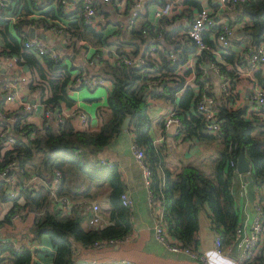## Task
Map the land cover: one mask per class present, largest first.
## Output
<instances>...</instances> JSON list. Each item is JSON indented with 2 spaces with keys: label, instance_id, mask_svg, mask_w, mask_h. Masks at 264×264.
<instances>
[{
  "label": "trees",
  "instance_id": "obj_1",
  "mask_svg": "<svg viewBox=\"0 0 264 264\" xmlns=\"http://www.w3.org/2000/svg\"><path fill=\"white\" fill-rule=\"evenodd\" d=\"M185 2L200 7L196 0ZM94 3L100 8L99 13H110L109 8L102 7L97 0ZM129 3L130 0L125 1L127 6ZM83 7L78 3L74 10L66 11L60 0H13V4L0 5V56L17 55L18 63L32 74L28 87L38 92L45 109L54 110L62 104L67 107L73 104L70 82L78 66L72 56L82 53L88 61L100 64L94 74L108 77L112 83L105 109L98 108L96 128L85 126L78 129L72 117H64L58 123L39 128L27 121L29 112L20 108L10 112L13 121L0 120L2 126L9 122V129L15 136V142L10 147L0 144V169L7 161L15 159L14 171L19 178L35 174L45 181L25 187L16 197H10L4 185L0 184V202L11 201L0 222H8L18 209L21 212L31 211L32 223L24 234L28 233L33 239L43 234L48 236L55 251L51 264H93L89 260H78L74 252L76 244L88 249L97 240H118L129 235L133 228L131 208L124 205L120 198L126 189L120 171L116 164L102 163L100 159L93 158L122 130L121 124L129 115L132 141L143 149L144 161L151 171L149 188L153 197L161 201L163 220L169 234L183 246L196 250L198 211L206 204L211 213L213 230L222 246L232 245L240 222V210L232 191V176L237 171L231 162L236 163L240 153L250 163L252 179L249 182L263 188L259 200L264 207V106L248 111L244 106L235 104L236 94L233 92L241 68L248 70L250 44L264 42V0H245L237 5V19L247 17L248 21L243 28L244 35L233 36L231 41L234 44L246 39L245 53H238L232 46L217 57L203 51L196 57L193 84L186 83L192 68L177 70L195 52L193 41L185 39L176 60L168 56L169 51L177 49L176 37L183 29L181 23L166 27L163 25L165 19L157 25L143 19L130 26L131 38L122 40L116 38L119 30L104 31L107 22L100 20L97 23L100 27L87 23ZM10 15L16 16V21L7 17ZM31 26L41 31L51 26L61 28L70 49L60 59L38 56L24 45ZM159 30L162 31L163 49L157 48L156 57H152L148 53V43ZM203 37L213 43L208 32L203 33ZM107 44L114 45L120 54L142 52L146 61L140 66L110 62L102 55V47ZM125 45L130 46L129 50L124 49ZM206 63L213 64L220 76L228 78L226 89L214 90L209 77L213 68L205 67ZM253 74L257 83L264 87V70L257 68ZM156 80L157 84H151ZM205 82L209 83L207 90ZM206 93L215 98L216 119L221 126L219 135L210 130L197 110V102ZM151 99L171 103L183 123L178 135L198 141L220 140L222 145L211 173L192 162L183 164L177 171L168 168L150 133ZM163 123L164 119V127ZM55 170L61 172L60 182L55 188L56 195L74 200L87 198L100 201L106 223L102 220L90 224V208L66 210L50 197L48 184ZM115 250L114 246H107L86 251L85 255L86 258L94 255L103 258L118 256ZM134 261L107 264H136ZM0 264L41 263L33 261L29 249L16 250L3 243L0 245Z\"/></svg>",
  "mask_w": 264,
  "mask_h": 264
},
{
  "label": "crops",
  "instance_id": "obj_2",
  "mask_svg": "<svg viewBox=\"0 0 264 264\" xmlns=\"http://www.w3.org/2000/svg\"><path fill=\"white\" fill-rule=\"evenodd\" d=\"M132 1V0H130ZM201 5L208 7H218L219 0H196ZM97 2L103 7L106 6L110 10L108 15L99 13L100 8L97 7V12L95 14V24L96 25L100 20L107 22L105 23L104 31L110 32L112 30H119L120 33L116 38H121L122 40H129L130 37V25L128 24V17L134 11V4L129 3L127 6L125 3L114 5L113 3H103L101 0ZM140 9L135 11V22H140L141 20H153V12L158 6V0H142L140 2ZM180 13L178 14V19L181 20L182 27L186 28L188 23L191 20L196 9H193L194 6L186 2H181L179 4ZM236 15V13H235ZM97 27H100L97 24ZM37 35L40 33H46L49 35L51 42L56 46L58 44L60 47H57L61 52L65 53L70 48L67 46L68 40L63 37L62 32L58 35L50 33L47 29L46 31H41L36 29ZM244 35V31L237 32L235 37L237 38ZM248 43L246 39H241L239 42L233 44V48L242 53L245 51V46ZM2 45L0 38V47ZM249 45V44H248ZM111 45H104L102 47V55L104 58H108L111 54L110 48ZM130 46L125 45L124 49L129 50ZM84 54H78L72 59L75 58L77 63L84 64L89 73H94L96 69L99 68L100 64L90 63L84 57ZM96 62V59H94ZM245 68H241L239 76L234 83L233 92L236 94L235 104L244 106L248 109H256L258 106L250 98V91L254 86L253 75L247 72ZM19 73H24L28 79H31V72L22 64L13 70L3 69L2 76H0V81L14 80ZM252 76H251V75ZM210 81L212 87L216 91L217 87L221 89L220 77L218 74L213 71L209 72ZM103 85H100L94 89H90L92 93L87 94L83 91L86 89L84 87L71 91V97L73 98V103L79 105L84 109L88 115L89 119L86 124L87 127L96 128L98 126V108L106 107V99L110 93L109 81ZM18 95L22 99H40L38 92L36 90H31L28 87V82L20 83L18 88ZM149 116L151 118L150 133L153 137L154 144L156 147L160 148V151L164 157L165 163L168 168L172 171H177L181 169L182 165L187 162H192L204 169L202 165H205L209 168V172H212V161H215V158L221 147L220 140L215 141H198L193 138H184L181 135H177L170 129H164L162 126V121L172 106L169 101L163 99H151L149 100ZM16 102H8L3 100V95L0 93V108L6 107L11 112L17 110L20 107ZM42 110V107H39L37 110L31 111L27 117V121L36 125L42 123V114H38L39 110ZM249 115V114H248ZM75 125L76 118L73 119ZM84 128V127H83ZM132 140L133 132L130 127L127 129H122L118 134H116L111 141L101 149L96 155H93V158L100 160H106L116 164L121 177L125 183L127 192L132 201L133 205L131 207V221H132V231L130 239L124 244H115L112 245L115 247V253L118 256H109V257H97L94 255L92 258H86V251H93V249H85L83 246L76 244L75 256L78 255L79 261H93L94 259L99 260L100 262L115 263L123 259L135 260L136 264H209L207 261L200 259L192 258L186 253L183 252H174L165 246L159 244L154 238L153 224L157 216L158 211L161 208V201L157 199L155 203H151L149 200V187L145 184L142 168L140 163L136 160L133 150H132ZM235 181L232 182V191L235 195L239 210H240V222L242 225H245L246 229L250 231L251 224L256 216V207L255 203L258 196L263 191V188L257 187L248 180L244 179L243 175L238 173L235 175ZM248 182V183H247ZM243 188L245 192L242 193ZM100 203V201H99ZM2 204L7 206L6 210L10 207L11 201L0 202V220L3 217ZM25 216L24 222H17L15 219L18 217ZM103 221L106 223L107 218L102 213ZM33 213L29 212H18L17 217L8 222H0V245L3 243L14 242L15 245L25 244L31 247L32 249V259L33 261L39 262L41 264H51L54 257V248L46 234L41 235L39 238H32L31 235L24 234L26 229H28L32 223ZM87 221L85 222V224ZM215 231L212 227L211 213L206 204H203L198 211V229H197V244L196 248L199 252H205L206 247H213ZM8 241V242H6ZM12 246V245H11ZM107 247V246H106ZM120 247V249H118ZM262 249V247H261ZM239 249L237 246H232L229 256L232 257L234 264H252L250 262L242 263L238 260ZM260 256V252L257 255ZM119 258V259H118ZM131 258V259H130Z\"/></svg>",
  "mask_w": 264,
  "mask_h": 264
},
{
  "label": "built area",
  "instance_id": "obj_3",
  "mask_svg": "<svg viewBox=\"0 0 264 264\" xmlns=\"http://www.w3.org/2000/svg\"><path fill=\"white\" fill-rule=\"evenodd\" d=\"M126 0H101L103 3H113L114 5L125 3ZM142 0H132L134 4V11L128 17V24L131 26L135 22V11L140 9V2ZM186 0H158V6L153 12L152 23L160 24L161 20L165 19L163 23L166 27H171L175 24L181 23L178 19V14L180 13L179 4L185 2ZM245 0H219L218 7H208L200 4V7H194L196 9L193 16L191 17L190 22L186 28L180 30V33L176 37V46L177 49L174 51H169L168 56L171 60H176L179 52L182 50V46L185 43V39H190L195 45V52L190 54L186 61L179 65L177 70H182L184 68H192L191 73L189 74L186 83H194V72L196 57L200 55L203 51H208L213 56H219L221 52L229 46L233 47L231 38L235 36L237 32L243 31L244 25L248 18L245 17L242 20H238L235 13L237 5L240 2ZM62 7L66 11L74 10L78 3H81L83 7L84 16L86 22L89 24H95V14L97 12L96 4L94 0H60ZM8 3L13 4V0H0V5H7ZM136 9V10H135ZM12 21H16L17 17L10 15L7 16ZM182 24V23H181ZM50 33L60 34L62 32L61 28H56L51 26L49 29ZM208 32L209 35L213 38L212 42L209 43L205 41L203 33ZM162 40V31L159 30L157 33L150 38L148 43V53L152 57H156L155 50L157 48L163 49L161 44ZM215 42V43H214ZM189 43V42H188ZM24 45L29 49L33 50L38 56L46 55L52 59L63 58L64 53L61 52L54 44L47 42L45 39L41 38L39 35L34 37L28 36L24 40ZM249 46V45H248ZM248 53V73L253 77L254 86L250 91V98L257 106H264V87L257 83V80L254 77L253 70L260 68L264 70V42L251 43L249 46ZM110 56L107 58L110 62L124 63L126 65L140 66L146 61V57L140 53L136 54H120L116 50L114 45L110 48ZM243 51L241 54H244ZM92 63V62H90ZM78 68L73 72V80L70 82V85L73 86V89L70 91H76L82 87H87L89 89H94L100 85H103L106 81L110 80L108 77L99 76L96 74L88 73L87 67L82 63H76ZM19 66L17 55H5L0 56V76H2L3 69L13 70ZM209 68H213L212 71L219 75V70L213 64L209 63ZM220 86L222 89H226L228 86V78L226 76H220ZM29 79L24 73H19L14 80L0 81V93L3 95V99L8 102H16L20 109L31 112L37 110L39 107H42V123L36 125L41 128L44 125L50 123L60 122L64 117H72V120L76 118L78 125L74 126L78 129H81L86 126L89 115L82 109L81 106L73 103L71 106L67 107L62 104L60 107L53 109L44 107V103L39 99L38 101L34 99L32 102L30 98L22 99L18 95V88L20 83L28 82ZM72 83V84H71ZM157 84V80L153 81L151 84ZM76 85L77 87H74ZM110 91L112 89V83L109 81ZM205 90L208 89L209 83L205 82ZM197 110L202 115L203 119L208 123V126L211 131L216 134L221 133V126L219 121L216 119V107H215V98L211 94H202V97L197 102ZM10 110L6 107L0 108V120L7 122L13 121V117L10 115ZM247 116H249L247 114ZM264 119V116H263ZM9 122L5 123V126L0 125V144L5 147H10L15 142V136L9 129ZM164 129L173 130L175 134H179L183 129V123L177 117L175 109L170 107L164 117ZM132 150L136 160L140 163L142 168V174L145 184L149 187L150 184V175L151 171L148 165L144 161V152L143 149L132 141ZM102 163L112 162L101 160ZM237 163V162H236ZM236 163L234 161L231 164L234 165L236 170ZM16 166L15 159H11L6 162L5 166L0 169V184H3L6 193L10 197H16L19 195L20 191L25 187H32L38 182L45 181L38 177L35 174L30 175L28 178H19L18 174L14 171ZM237 171V170H236ZM239 174V173H238ZM240 176L242 174H239ZM61 172L55 170L51 183L48 184L50 189V197L62 205L66 210H70L75 207H88L91 209L92 215L89 218L90 224H95L103 220L102 213L100 212V205L98 201L93 199H80L74 200L69 199L64 196H57L55 193V188L60 182ZM22 179V181H19ZM245 192L243 188L242 193ZM121 201L124 205L132 207L133 201L130 195L127 192H123L120 196ZM149 200L151 203H155V199L152 195V192L149 188ZM256 207V216L251 224V229L248 231L245 225L239 223L236 227V238L232 245H235L239 249L238 260L242 263L250 262L252 264H264V207L262 202L259 200V196L255 203ZM19 209L14 211L10 216L11 220L17 217ZM153 232L155 240L170 249L174 252H183L191 256L192 258L200 259L207 261L205 252H199L197 249H192L187 246H183L175 237L169 234L165 222L163 220V213L160 210L157 213L155 222L153 224ZM131 237V232L129 235H126L122 239H101L93 242L88 246V249L98 250L106 246H112L115 244L125 243ZM8 242V241H6ZM12 247L16 250H22L24 248L29 249L32 252L31 247L25 244L15 245L14 242H10ZM232 245L222 246L221 240L218 234L215 232L213 246L221 248L226 254H230ZM262 247V249H261ZM76 248L74 249V252ZM260 252V256L257 255ZM121 262H129L127 259L121 260ZM93 264H105V262H100L99 260L94 259Z\"/></svg>",
  "mask_w": 264,
  "mask_h": 264
},
{
  "label": "water",
  "instance_id": "obj_4",
  "mask_svg": "<svg viewBox=\"0 0 264 264\" xmlns=\"http://www.w3.org/2000/svg\"><path fill=\"white\" fill-rule=\"evenodd\" d=\"M28 33H29V36L31 37H34L36 36V28L34 26H31L29 29H28ZM39 36L43 39H45L47 42H51L50 40V37L49 35H47L46 33H40ZM57 47H60L58 44H56ZM205 67H210L209 66V63H206L205 64ZM216 92L219 91V88L217 87L216 88ZM32 102L34 101V99L31 100ZM129 122H130V116L128 115L124 121L122 122L121 124V129H127L129 127ZM236 170L239 174H242L244 179H248V180H251L252 179V176L250 174V163L249 161L247 160V158L245 157V155L243 153H240L238 155V158H237V163H236Z\"/></svg>",
  "mask_w": 264,
  "mask_h": 264
},
{
  "label": "clouds",
  "instance_id": "obj_5",
  "mask_svg": "<svg viewBox=\"0 0 264 264\" xmlns=\"http://www.w3.org/2000/svg\"><path fill=\"white\" fill-rule=\"evenodd\" d=\"M205 256L208 259L209 264H234L232 257L219 247H206Z\"/></svg>",
  "mask_w": 264,
  "mask_h": 264
},
{
  "label": "rangeland",
  "instance_id": "obj_6",
  "mask_svg": "<svg viewBox=\"0 0 264 264\" xmlns=\"http://www.w3.org/2000/svg\"><path fill=\"white\" fill-rule=\"evenodd\" d=\"M84 88H86V89H83V91L86 92L87 94L92 93L89 88H87V87H84ZM96 89H97V87H96ZM39 111L40 112H37V113L38 114H40V113L42 114V110L40 109ZM202 166H203V168H204L203 170H205V172H207L208 174L211 173V172H209V168L207 166H205V165H202ZM214 166H215V161H212V169H214ZM235 177H236L235 175L232 176V182L235 181ZM2 206H4V207H2V209L4 208V210L2 211V214H4L6 212L7 206H5L4 204H2ZM100 212H101V208H100ZM102 213H103V211H102ZM104 215H105V213H104ZM105 217H106V215H105ZM24 219H25V216H22V217L16 218L15 220L17 222H24Z\"/></svg>",
  "mask_w": 264,
  "mask_h": 264
}]
</instances>
